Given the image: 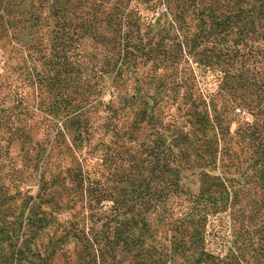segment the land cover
I'll use <instances>...</instances> for the list:
<instances>
[{
    "label": "rangeland",
    "instance_id": "374dc122",
    "mask_svg": "<svg viewBox=\"0 0 264 264\" xmlns=\"http://www.w3.org/2000/svg\"><path fill=\"white\" fill-rule=\"evenodd\" d=\"M124 1L141 23L153 25V31L171 21L163 4L157 5L159 0ZM94 2L100 1L0 0V248L10 250V243L25 238L31 251L41 255L56 242L54 264H191L196 255L190 256L188 243L177 241L176 225L187 214L188 199L223 176L218 166H205L193 154L202 153L215 138L192 115L201 96L214 87L212 74L202 75L184 52L172 64L144 57L115 82L110 73L100 75L98 66L87 70L92 66L88 54L92 45L91 38L84 37L82 21L97 10ZM73 26H78L73 37L80 36V44L72 55L67 45ZM103 28V22H97L91 31L99 35ZM60 37L66 43L64 59L59 58ZM33 66L40 76L57 71L64 88L63 83L84 79L98 82V91L88 97V107H96L91 114L94 121L112 100L130 98L141 89L150 96L136 94L134 105L125 108L124 120L120 115L115 127L100 128L81 146L56 147L46 141L43 128L42 119L51 117L38 109L35 87L23 77ZM12 90L24 94L28 111L16 113L18 106L10 113L18 105ZM143 109L158 123L162 139L157 142L147 116L136 122ZM239 112L235 109L237 118H249L246 111L241 116ZM174 116L194 128L199 149L193 148L186 164L178 158L171 163L176 180L168 186L162 153L155 152L162 151L160 143L167 144L165 125ZM25 131L30 135L23 140ZM79 171L83 187L74 193L70 180ZM248 186H235L227 200L223 197L213 206L199 208L200 244L206 251L200 255L201 264H264V210L257 212L262 196ZM37 217L44 218L38 231L31 223ZM97 238H102V252Z\"/></svg>",
    "mask_w": 264,
    "mask_h": 264
},
{
    "label": "trees",
    "instance_id": "16d2710c",
    "mask_svg": "<svg viewBox=\"0 0 264 264\" xmlns=\"http://www.w3.org/2000/svg\"><path fill=\"white\" fill-rule=\"evenodd\" d=\"M98 1V4L94 2L97 10L91 15L87 14L82 21L86 33L84 37L91 38L92 43L88 53L92 66L86 67L87 70L98 66L100 75L110 73L115 82L127 68H135L144 57L154 59L159 64H172L179 59L177 54L184 52L192 58L202 75L212 74L214 87L201 96L192 115L195 123L212 131L215 138L204 145L202 153L193 154L198 155L205 166H218L223 176H216L217 181L188 199L187 214L175 228L177 241L188 243L192 250L190 256L196 255L191 264H201L200 255L206 251L200 244L199 208L213 206L217 199L222 200L223 197L227 200L235 186L243 188L249 185L247 189L258 191L262 196L257 212L264 210V0H159L157 5L163 4L164 14L171 15V21L163 23L156 31H153L151 23H141L136 13L128 10V3L124 0ZM97 22H103V34H96L95 29L91 31ZM77 27L73 26L72 35L69 34L68 38L67 46L71 47L72 55L80 44V36L73 37L77 35ZM65 44L60 37L57 43L61 47L59 58L66 57ZM17 69L23 70L20 66ZM71 70L77 72L78 68L72 65ZM23 74L35 87L38 109L51 117L42 119L43 128L47 134L46 141L54 143L56 147L63 144L68 145L69 149L71 146H81L100 128L115 127L120 115L124 120L125 108L134 105L136 94H141L140 97L150 96L141 89L130 98L125 95L112 100L103 106L104 114L97 115L94 121L91 114L96 107L94 104L88 107V97L98 91V82L84 79L76 84L63 83L67 85L64 88L62 80L56 77L57 71L54 75L40 76L33 66L31 71ZM43 88L47 92L45 97L42 96ZM68 89L72 92H67ZM12 91L18 97V105L12 106L10 113L18 106L20 112L16 113L28 111V105L23 101L24 94ZM153 100L157 103L156 97ZM235 109L246 111L249 118H237ZM141 114L136 122L145 120L147 116L150 134H157L154 142L162 139L158 123L153 122V114L149 115L145 109ZM233 122L236 125L231 129ZM187 125L182 117L170 119L165 125L168 142L160 143L162 151L156 149L155 152V155L162 153L168 186L176 180V169L171 163L178 158L186 164L193 148L199 149L195 146V130ZM29 132L25 131L23 140L28 138ZM67 136L70 140L68 144L65 143ZM70 183H74L72 192L82 190L80 171L73 174ZM167 220L168 224H173L172 219ZM43 221L44 218L37 217L31 223L37 225V230L43 227ZM101 240L96 239L99 252H102ZM8 246L10 250L2 251L0 248V264H54L53 257L59 248L54 242L50 248H44L41 255L40 252L31 251L25 238L19 244L10 243ZM82 262L85 261L79 263Z\"/></svg>",
    "mask_w": 264,
    "mask_h": 264
}]
</instances>
